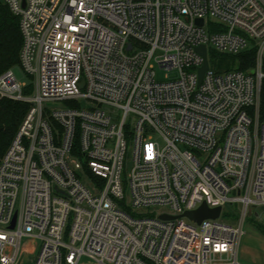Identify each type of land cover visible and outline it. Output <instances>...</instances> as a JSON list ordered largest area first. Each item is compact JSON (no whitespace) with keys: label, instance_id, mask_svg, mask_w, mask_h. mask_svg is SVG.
I'll use <instances>...</instances> for the list:
<instances>
[{"label":"built area","instance_id":"built-area-1","mask_svg":"<svg viewBox=\"0 0 264 264\" xmlns=\"http://www.w3.org/2000/svg\"><path fill=\"white\" fill-rule=\"evenodd\" d=\"M3 1L31 90L0 73L29 104L0 159V264H240L264 211V0ZM202 203L219 216H182Z\"/></svg>","mask_w":264,"mask_h":264},{"label":"trees","instance_id":"trees-1","mask_svg":"<svg viewBox=\"0 0 264 264\" xmlns=\"http://www.w3.org/2000/svg\"><path fill=\"white\" fill-rule=\"evenodd\" d=\"M22 37L19 28V18L11 12L8 5L0 0V73L19 65V52ZM254 63V51L229 56L220 54L218 70H225L237 66L247 70ZM31 90L28 85L25 92ZM29 104L24 101L0 97V159L16 134ZM259 119L264 120V79L262 80L259 104ZM256 230L264 236V226L260 221L255 222Z\"/></svg>","mask_w":264,"mask_h":264},{"label":"rangeland","instance_id":"rangeland-1","mask_svg":"<svg viewBox=\"0 0 264 264\" xmlns=\"http://www.w3.org/2000/svg\"><path fill=\"white\" fill-rule=\"evenodd\" d=\"M157 68V67H156ZM12 73L15 76V78L17 79V81H19L20 83L26 84V85H30L31 84V80L30 77L26 76V74L24 73L23 69L21 68L20 65H16L14 66L12 69ZM165 74H167L165 71H157V79L159 80H164L166 79ZM176 75V72H169L168 76L173 77ZM226 209H228V207L225 208V210L222 213V218L226 217V215L228 214L226 212ZM235 212L233 213V218L238 217L240 215V211L238 206L234 209ZM232 211V210H230ZM262 220L260 221V223L264 226V211L259 209L258 210ZM258 221L255 218L254 214H251L250 216H247L246 219L244 220V224H243V228H244V235H249L252 233H256V226H255V222ZM244 235L242 236V238L244 237ZM258 235V234H257ZM241 238V239H242ZM238 260L240 264H258L256 262H254L253 259L249 258V257H243L241 255L238 254ZM80 264H94L93 261H91L90 259L83 257L81 259Z\"/></svg>","mask_w":264,"mask_h":264},{"label":"water","instance_id":"water-1","mask_svg":"<svg viewBox=\"0 0 264 264\" xmlns=\"http://www.w3.org/2000/svg\"><path fill=\"white\" fill-rule=\"evenodd\" d=\"M25 0H22V6H24ZM198 24L202 23V19L197 20ZM197 52H199L204 57L203 65L199 68V80H201L204 71L207 68V61L205 59V46H199L196 48ZM220 213V207L210 208L205 203H202L198 208L190 211H185L182 216H186L190 221L200 223L202 220L207 218H217ZM163 218H172L166 215ZM15 216L12 220L11 228L13 227Z\"/></svg>","mask_w":264,"mask_h":264},{"label":"crops","instance_id":"crops-1","mask_svg":"<svg viewBox=\"0 0 264 264\" xmlns=\"http://www.w3.org/2000/svg\"><path fill=\"white\" fill-rule=\"evenodd\" d=\"M238 254L243 257H249L258 264H264V236L257 230L256 233L245 234L238 244L237 257Z\"/></svg>","mask_w":264,"mask_h":264}]
</instances>
